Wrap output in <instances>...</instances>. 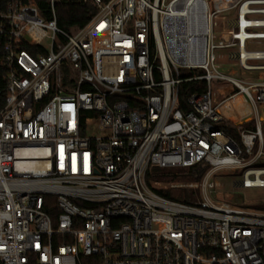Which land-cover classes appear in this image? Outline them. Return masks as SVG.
<instances>
[{
    "label": "built area",
    "instance_id": "2783aa9c",
    "mask_svg": "<svg viewBox=\"0 0 264 264\" xmlns=\"http://www.w3.org/2000/svg\"><path fill=\"white\" fill-rule=\"evenodd\" d=\"M57 1L49 18L0 0V264H264V215L216 200L210 179L263 153L264 0H66L96 8L73 32ZM182 68L207 85L187 108ZM238 94L249 112L224 105ZM196 165L194 204L147 184L153 167ZM240 184L264 187V166Z\"/></svg>",
    "mask_w": 264,
    "mask_h": 264
},
{
    "label": "trees",
    "instance_id": "16d2710c",
    "mask_svg": "<svg viewBox=\"0 0 264 264\" xmlns=\"http://www.w3.org/2000/svg\"><path fill=\"white\" fill-rule=\"evenodd\" d=\"M36 4L40 7L43 13L47 17L50 16V4L49 0H34ZM96 13V8L89 6V5H71L68 4L66 0H58L56 2V15H57V22L58 25L68 31L73 32L79 29L80 27L84 26ZM201 72L200 70L192 71L187 68L181 69V76L183 80L179 85V100L182 107L187 108V99L188 97L194 92H203L206 90V80L199 78L194 79V73ZM225 105H228L226 102ZM255 120L250 121L247 123L248 128H255ZM221 128L231 135L236 141L240 142V130L237 126H225L222 125ZM208 166H192L186 168V171H182L183 168H156L153 167L147 173L146 181L148 186L158 194L172 199L177 200L189 204L196 203L195 192L188 188H178L170 186V183L167 185H163L165 180L167 181V177H171V179H177L179 174L181 173H188L191 175L192 179H200L201 175L204 174L208 170ZM197 181V180H195ZM52 201V199H51ZM56 217V215H55ZM93 259L91 257H86L84 259V264H92L91 261ZM30 264H38L36 261H32Z\"/></svg>",
    "mask_w": 264,
    "mask_h": 264
},
{
    "label": "rangeland",
    "instance_id": "374dc122",
    "mask_svg": "<svg viewBox=\"0 0 264 264\" xmlns=\"http://www.w3.org/2000/svg\"><path fill=\"white\" fill-rule=\"evenodd\" d=\"M224 18L222 20H218L219 26L215 28V33L219 34V30L222 29L223 20H226L227 18L234 19L236 16V9H231L223 13ZM249 48H256V46L248 45ZM216 55H217V63L220 65L221 69L223 70H229L230 68L237 70L238 72L241 71L238 61L236 60H229L228 58V49L224 48H218L216 49ZM247 76L255 77L257 74H249L248 72ZM245 75V74H244ZM216 81H214V84H218ZM237 96L244 97L243 94H238ZM233 102V101H232ZM232 102H228V104H231ZM248 103V100L246 99V102ZM244 110L248 109L249 112V105H245ZM257 118L260 120L262 124L263 129V138H264V112L261 111V109H257ZM88 134L97 135L99 132L94 131L92 133V130H88ZM262 155L258 158L251 157L250 161L252 163L247 164L244 167H237V168H221L218 170L213 171L210 174V179L215 181L217 185H215L214 190L212 191V197H214L218 201H225L230 203L233 206L242 208L246 210L247 212H252L255 214L264 215V187H243L240 184V181L242 179V174L247 168H254L259 166H264V144L262 148ZM179 168V167H178ZM186 168H183L182 171H186ZM177 179H171V177H167V181L163 182V185H167L170 183V186L172 187H178V188H188L195 192V198L196 202L201 201L204 199L205 194L203 191H201L200 187H193L190 186L191 183L200 182L202 181L204 174L201 175L200 179H194L191 178V175L188 173H181L178 172Z\"/></svg>",
    "mask_w": 264,
    "mask_h": 264
},
{
    "label": "crops",
    "instance_id": "0c3cea01",
    "mask_svg": "<svg viewBox=\"0 0 264 264\" xmlns=\"http://www.w3.org/2000/svg\"><path fill=\"white\" fill-rule=\"evenodd\" d=\"M226 102H232L231 104H236L238 106L237 108L240 109L241 113L248 112V109L247 110H244L243 109L244 107H246L245 106L246 104L248 105V103H245L246 102V98H244V97H241V96H237L236 95L233 98L228 99Z\"/></svg>",
    "mask_w": 264,
    "mask_h": 264
},
{
    "label": "bare ground",
    "instance_id": "6f19581e",
    "mask_svg": "<svg viewBox=\"0 0 264 264\" xmlns=\"http://www.w3.org/2000/svg\"><path fill=\"white\" fill-rule=\"evenodd\" d=\"M218 2H221L220 0H218ZM246 98V97H245ZM247 99V98H246ZM225 105V104H224Z\"/></svg>",
    "mask_w": 264,
    "mask_h": 264
}]
</instances>
